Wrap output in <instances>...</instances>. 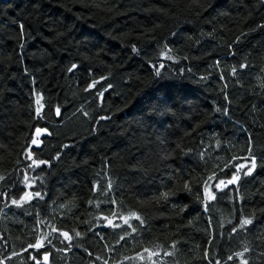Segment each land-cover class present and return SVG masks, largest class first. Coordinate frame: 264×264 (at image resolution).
Segmentation results:
<instances>
[{"label": "trees", "instance_id": "trees-1", "mask_svg": "<svg viewBox=\"0 0 264 264\" xmlns=\"http://www.w3.org/2000/svg\"><path fill=\"white\" fill-rule=\"evenodd\" d=\"M0 262L264 264V0H0Z\"/></svg>", "mask_w": 264, "mask_h": 264}, {"label": "snow or ice", "instance_id": "snow-or-ice-1", "mask_svg": "<svg viewBox=\"0 0 264 264\" xmlns=\"http://www.w3.org/2000/svg\"><path fill=\"white\" fill-rule=\"evenodd\" d=\"M21 28H23L22 25H21ZM75 67H76V65H73V66H72V69H74ZM242 67H243V66H242ZM72 69H69V71H72ZM233 71H235V70H233ZM91 87H93V85L90 84V85H89V88H91ZM86 90H87V89H86ZM57 114H59V109H57ZM40 132H41V130H40V129H37V134H39ZM32 143H33V144H38L39 141H38L37 139H33ZM34 163H35V162H34ZM41 163H43V162H41ZM254 167H255V161L253 160V162H252V168H248V170H247V172H246L245 174H246V175H247V174H250ZM26 179H27V177H26ZM238 179H239V175H238V174H237V175H234V176L232 177V179L228 181V183H229V184L235 183ZM220 184H224V181H220ZM217 187H219V185H218ZM37 195H38V194H37ZM167 195H168V193H165V194H164L165 198L167 197ZM209 198H212V197H211V194H209ZM13 203H18V201H13ZM132 215L135 216V213H133ZM136 219H139V217L137 216ZM124 222L127 223L128 221L125 219ZM108 223L111 224L112 221L109 220ZM249 223H251L250 220H248V219H244V220L241 222V227H244V226L248 225ZM54 230H55V229H54ZM234 231H235V229H234ZM62 235L65 237V239H70V237L68 236L67 233H62ZM77 235H79V233H77ZM121 239H124V237H121ZM30 247H37V248H38V247H41V244L38 242L36 245H30ZM145 251H148V250L145 249ZM245 251H247V249H245ZM166 254H167V255H170V253H166ZM150 255H158V253H150ZM237 255L242 256L243 253H238ZM229 259H232V257H229ZM45 260H47V256H45ZM0 264H2V262H0Z\"/></svg>", "mask_w": 264, "mask_h": 264}, {"label": "water", "instance_id": "water-1", "mask_svg": "<svg viewBox=\"0 0 264 264\" xmlns=\"http://www.w3.org/2000/svg\"><path fill=\"white\" fill-rule=\"evenodd\" d=\"M46 134V132H40L38 136L42 139V137ZM41 142L39 141L38 145H40Z\"/></svg>", "mask_w": 264, "mask_h": 264}, {"label": "rangeland", "instance_id": "rangeland-1", "mask_svg": "<svg viewBox=\"0 0 264 264\" xmlns=\"http://www.w3.org/2000/svg\"><path fill=\"white\" fill-rule=\"evenodd\" d=\"M227 182H224V184H220L219 187H223L226 185Z\"/></svg>", "mask_w": 264, "mask_h": 264}]
</instances>
